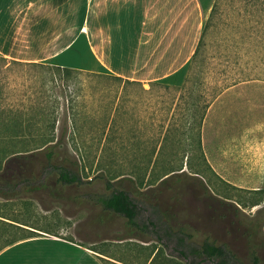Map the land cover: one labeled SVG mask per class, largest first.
I'll return each instance as SVG.
<instances>
[{"label":"rangeland","instance_id":"374dc122","mask_svg":"<svg viewBox=\"0 0 264 264\" xmlns=\"http://www.w3.org/2000/svg\"><path fill=\"white\" fill-rule=\"evenodd\" d=\"M218 1L198 54L181 56L185 64L153 82L116 77L87 51L84 38L72 36L71 46L53 57L49 54L65 40L46 38L41 30L36 37L7 40L12 52L49 65L24 59L18 63L0 55V134L7 132L11 119L23 132L17 139L0 140V165L6 153L35 149L44 136L54 133L63 141L68 163L77 159L85 181L98 174L122 180L119 185L138 203L137 221L147 226L134 227L141 237L121 239L117 237L130 232L126 218L106 215L102 206L88 201L80 206L46 190L39 192L40 198L0 196V248L8 238L28 234L17 226L30 228L29 224L40 228L38 234L54 232L102 251L110 257H105L106 264H150L154 249L159 252L152 264H189L177 249L181 236L187 250L206 238L228 245L223 260L202 264H253L245 230L254 219L264 218V181L241 186L222 179L203 157L202 127L209 106L223 102L241 144L264 146V15L246 0ZM208 9H199L191 24L198 33L196 49ZM59 22L54 18L52 25L57 28ZM80 22L81 18H65V27L74 35ZM154 60L146 76L168 71L153 69L162 56ZM190 62L184 80L177 72ZM55 65L83 71L68 77ZM90 190L109 191L99 179L93 185L68 186L64 194L91 196ZM95 215L104 222L94 223ZM260 254L264 264V249Z\"/></svg>","mask_w":264,"mask_h":264},{"label":"crops","instance_id":"0c3cea01","mask_svg":"<svg viewBox=\"0 0 264 264\" xmlns=\"http://www.w3.org/2000/svg\"><path fill=\"white\" fill-rule=\"evenodd\" d=\"M214 3L215 0H0V55L36 61L12 52L5 43L8 39L36 37L35 32L41 30L46 38L65 40L49 54L53 57L70 47L68 40L75 36L86 40L87 51L107 71L133 82H152L185 64L181 56L195 53L198 33L191 25L193 18H198L199 9H210ZM54 18L60 19L57 28L52 25ZM65 18H81L74 35L65 27ZM158 56L162 60L153 69L168 71L146 76ZM225 109L226 104L215 101L207 110L202 127L205 156L229 183H262L264 146L246 148L241 144ZM104 257L108 256L86 243L58 235L24 238L0 250V264H106Z\"/></svg>","mask_w":264,"mask_h":264},{"label":"trees","instance_id":"16d2710c","mask_svg":"<svg viewBox=\"0 0 264 264\" xmlns=\"http://www.w3.org/2000/svg\"><path fill=\"white\" fill-rule=\"evenodd\" d=\"M253 5H257L259 9H261L262 15H264V0H246ZM218 0L215 1L213 7L211 8L210 15L206 24L204 25L202 37L200 39L199 45L195 50L194 56H196L199 52V48L203 43V38L207 29L211 26V22L217 13L218 10ZM4 59H7L6 56H1ZM12 61L22 63L25 61L13 59ZM32 65L37 66H46L49 65L45 62H36L30 61L26 62ZM57 68L62 69L66 76L72 75L74 72H82L83 70L70 66H62L55 65ZM191 66V62L185 65L182 69H180L177 74L185 80L186 73L188 72L189 67ZM65 76V78H66ZM116 77L123 79V76L115 75ZM128 82H133L130 79L124 78ZM153 82V81H152ZM163 82V81H162ZM159 83V82H157ZM165 84L170 85V83L165 82ZM12 119L8 123L7 132L4 134H0V140H10L17 139L20 137L22 132V125L11 124ZM13 126V127H11ZM14 129L9 133V130ZM60 139V138H59ZM61 140L56 139V135L54 133H49L47 136L42 138V144L40 146L35 147V149H14L12 153L8 154L5 151V155L1 157L2 160H6L5 163L0 165V196L6 199H14V198H22V197H34L40 198V191L46 190L48 191L54 198L56 199H67L71 201H75L80 206L84 204V202L88 201V204L99 205L102 206L106 215H109L110 212L116 213L117 215H121L126 218V224L128 228H130L129 234L124 237H117L124 239L126 237H141L136 235L137 231H134L135 228L142 229V226H147V223H143L142 225L137 221L138 216V203L134 200L131 193L125 187L119 185L122 180L114 182L112 180L107 179L103 174H98L95 177L88 178V180H84L77 159L74 162L68 163L69 158L68 155L65 156L63 154V145ZM201 143V142H200ZM202 145V144H201ZM203 157L205 161L209 164V167L214 170V168L208 162L205 153H203ZM2 164V162H0ZM174 171V170H173ZM170 171L167 174L173 172ZM198 172V171H196ZM176 173V172H175ZM166 174V175H167ZM170 176V175H169ZM167 176L166 178H168ZM164 178V179H166ZM99 179L104 181L105 187L109 190L106 194L100 193L98 191L90 190L88 191L91 196L83 195L82 193L77 194H64L65 189L68 186L76 185L83 187V184L90 183L93 185ZM131 179V178H126ZM162 179V177L160 178ZM132 180V179H131ZM4 184V186H2ZM5 184H10L9 186H5ZM118 184V185H117ZM85 205V204H84ZM94 223L104 222L103 218L95 215L93 219ZM13 223H9L11 225ZM27 224V223H25ZM151 224L156 227L155 223ZM16 225V224H13ZM30 228H26L24 226H17L24 231H27L28 234L25 235H16L12 238H8L6 240V244L3 245L0 250L4 247L15 243L24 238L41 236V234L36 233L38 230L36 226L29 225ZM264 218L254 219L252 224L247 227L245 230V234L248 238L249 243V254L252 259L253 264H262V257L260 254V250L264 249ZM43 230V229H42ZM47 231V230H44ZM49 232V231H48ZM52 234L58 235L57 233L51 232ZM262 235V240H257ZM158 238H161V235L158 234ZM71 240H75L69 238ZM103 239V238H102ZM180 242L177 244V249L179 252L189 260V264H202L207 259H217L225 257L227 251H229L227 244H217L216 242L210 239H204L198 246H191L189 250L184 245V238L179 237ZM98 241V240H94ZM97 250L96 248L92 247ZM99 251V250H97ZM102 253V251H99ZM159 249H154L151 261L154 262L157 259ZM190 255H194L199 257V260L190 259ZM105 260V257L103 258ZM116 259V258H115ZM121 262H124L120 259H117ZM112 261V260H111ZM113 263L120 264L119 262L112 261ZM223 262V261H222ZM150 263V264H152Z\"/></svg>","mask_w":264,"mask_h":264}]
</instances>
